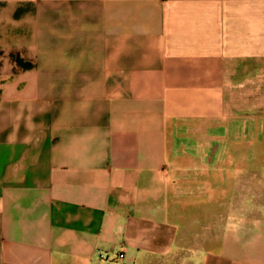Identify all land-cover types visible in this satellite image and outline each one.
<instances>
[{
    "label": "crops",
    "instance_id": "0c3cea01",
    "mask_svg": "<svg viewBox=\"0 0 264 264\" xmlns=\"http://www.w3.org/2000/svg\"><path fill=\"white\" fill-rule=\"evenodd\" d=\"M0 264H264V0H0Z\"/></svg>",
    "mask_w": 264,
    "mask_h": 264
},
{
    "label": "rangeland",
    "instance_id": "374dc122",
    "mask_svg": "<svg viewBox=\"0 0 264 264\" xmlns=\"http://www.w3.org/2000/svg\"><path fill=\"white\" fill-rule=\"evenodd\" d=\"M206 133H209V131L207 130ZM175 134H177V133L175 132ZM178 139H179V143H180L181 147H186V148H189V149H196L198 147H202L203 149L207 150V153L210 152V150H209L210 149V147H209L210 146V141L203 140L202 143H201L200 141L193 140V137H190V136L183 137V135H179ZM207 158H208V156H207ZM207 158H206V160H207ZM206 160H204V161H206ZM172 165L173 166L171 167L172 168V170H171L172 172H171L170 179H171V182H172L171 183V191L174 192V191H176V188H177V164H176V158L174 159Z\"/></svg>",
    "mask_w": 264,
    "mask_h": 264
},
{
    "label": "built area",
    "instance_id": "2783aa9c",
    "mask_svg": "<svg viewBox=\"0 0 264 264\" xmlns=\"http://www.w3.org/2000/svg\"><path fill=\"white\" fill-rule=\"evenodd\" d=\"M97 253L100 257H103V254L101 252L98 251ZM119 256H122V254H120Z\"/></svg>",
    "mask_w": 264,
    "mask_h": 264
}]
</instances>
